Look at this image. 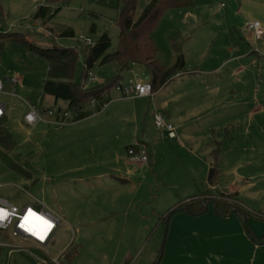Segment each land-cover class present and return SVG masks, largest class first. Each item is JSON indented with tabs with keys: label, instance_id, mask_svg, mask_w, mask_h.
<instances>
[{
	"label": "rangeland",
	"instance_id": "374dc122",
	"mask_svg": "<svg viewBox=\"0 0 264 264\" xmlns=\"http://www.w3.org/2000/svg\"><path fill=\"white\" fill-rule=\"evenodd\" d=\"M49 1L0 0V27L11 32L26 33L32 42L42 47L51 45V37L45 36L51 33L56 37V44L79 51L84 47L77 41L79 35L96 41L101 34L107 33L111 40L109 51L116 48L118 28L115 18L121 0H68L63 5L62 0H56L58 2L53 5L58 4L61 8L44 25L34 19V13L38 6ZM192 1L193 4L188 7L168 8L152 31L158 47L157 58L167 67L176 63L177 49L183 55L186 68L203 63L198 58L200 50L212 52L216 64L230 56L227 47L231 40H226V35H235L231 13L234 10L233 1ZM147 3L148 0H137L135 19ZM92 25L95 32L90 30ZM68 29L73 31V37H59L61 32ZM244 46L249 56L242 64L249 74L246 77L233 73L229 81L238 79L241 83L244 80L246 85L242 87L240 96L249 98L251 92L257 90L259 79L264 80V57L258 56L257 51L250 54L262 49L260 42L253 46L250 39ZM236 54L240 56L241 53ZM84 57V51L79 52L75 82L88 87L117 75L114 62L96 63L91 69L96 81H84ZM210 61L208 59V65ZM46 67L47 63L42 57L13 43L5 42L0 49V78L20 77L19 96L33 104L42 103ZM128 70L123 71V80L129 74L132 78L129 80L149 84L148 72L136 68H130L131 72ZM226 71V68L222 70L223 73ZM226 84L231 87L230 82ZM263 84L264 81L260 85ZM259 96L261 102L258 106H264V96ZM21 101L0 94V103L6 106L5 125L14 142L12 150L0 149V197L20 206L32 203L37 209L43 204L59 211L63 219L53 239L45 247L0 230V245L3 246L0 264H132L136 257L153 254L150 244L158 219L155 212L165 209L170 203V195H177L172 186H178L179 191H193L194 185L196 191L195 181H202L207 173L204 164L206 153L198 149L195 157L190 152L193 142L183 130H177V137L168 140L165 133L158 129L161 127L153 124V114L145 117L143 113L138 138L131 141L126 139L131 129L125 124L128 122L107 119V115H99L102 111H96L91 106L86 108L90 114L88 119L75 122L71 113L69 122L61 128L43 123L35 127L27 126L23 122ZM246 102L248 99L239 104L240 111L250 106ZM153 104L154 99L150 108ZM57 106L66 110L67 102L59 99L52 106L53 110L57 111ZM249 124L250 119L247 122L244 120L241 127L234 128L233 134L236 136L232 140H235L236 147H224L225 153H237L240 159L228 166L229 176L225 178L227 181L238 176L254 177L255 188L264 191V164L259 161L264 156V151L260 149V141L264 138L261 135L259 140L253 138L252 141L251 133L256 132L254 128H257V124L253 121L251 128ZM194 129L198 132L197 128ZM144 130L146 133L156 131L162 134L157 136V141L150 140L155 158L153 165L148 164L146 169L133 171V186L119 185L121 181L117 178L122 171L117 173L115 168L118 166L117 170L120 169L122 157L127 156L126 148L139 143ZM246 130L250 133H246ZM186 131L193 132L191 127ZM206 139L203 134L200 144L207 142ZM248 156L252 158V163L246 162ZM9 160L22 167L30 166L33 179L29 180L11 169ZM112 180L117 182L112 183ZM222 181H225L224 178ZM70 243L77 245L78 252L68 260L63 252Z\"/></svg>",
	"mask_w": 264,
	"mask_h": 264
},
{
	"label": "crops",
	"instance_id": "0c3cea01",
	"mask_svg": "<svg viewBox=\"0 0 264 264\" xmlns=\"http://www.w3.org/2000/svg\"><path fill=\"white\" fill-rule=\"evenodd\" d=\"M232 1L234 6V10L231 12L234 19L232 28L235 35H226V40H231L230 46L227 47L230 56L223 58L219 64H216L215 57H213L215 55L212 52L205 51V49L200 50L198 58L203 63L197 64L193 68L184 66L176 72L179 75L173 74L161 87L152 91L150 95L122 97L114 87H111L106 94L107 105L105 108L98 110L99 112L102 111L99 115H107V119L124 123L128 122L125 124H128L131 129L126 139L131 141L138 138L140 119L143 113L145 112L144 116L147 117L160 112L165 121L172 124L174 129V136H169L167 129L158 128L160 132L165 133L168 140H174L177 137L176 131L183 130L194 145L190 152L195 157L198 149L206 153V162L204 164L205 170L207 167V173L205 178L202 181H195L196 191L194 185L193 191H179L178 186H172L177 195H170L172 196L170 197V203L164 207L165 209L155 212L158 219L154 226V235L152 234L153 239H151L150 244V252L152 251L153 254L142 256L141 258L136 257L132 264H152L160 251L156 264H264V241H256L250 237L241 216L235 211L219 213L215 210L212 203L208 202V207L203 213L191 214L179 208L170 213L167 219L165 218V215L185 198L200 194L199 185L201 183L206 184L208 169L213 160H216L219 177L215 186L211 188L206 186L204 190L213 192L212 195H217L220 192L231 193L233 200L250 212L264 213V191L255 188L254 177L242 178L238 176L236 179L227 181L225 178V176H229L227 172L228 166L240 160L237 153L224 152L225 145L236 147L235 140H232L236 136L233 134L234 128L239 125L241 127L244 120L247 122L250 119V128L253 121L257 124V128H254L256 132L251 133L253 136L252 141L254 140L253 138L259 140L261 135L264 138V106H258L261 102L259 95L264 96V84L260 85L264 80L258 82L257 90L254 91L255 93L251 92L249 98L240 96L242 87L246 85L244 80L241 83H239L238 79L229 81L233 73L235 75L243 74L246 77L249 74V70L244 68L245 66L242 64L249 56L246 55L244 43L249 42L250 39L253 40V38L251 33L246 31L245 25L247 21L257 20L264 26V0ZM258 42L262 45V49L259 50L262 55L257 52L258 56L264 57V38ZM194 48L196 49L195 45ZM234 52L235 55L233 54ZM238 52L241 53L240 56H237L236 53ZM252 53H256V51H251L250 54ZM208 59L211 60L209 65ZM130 68L131 70L136 68V70L148 72L146 67L141 64H131L128 70L131 72ZM225 68L227 71L223 73L222 70ZM122 73L120 78L122 81L125 82L132 79L128 74L126 75L127 78L123 80ZM18 78L19 83L15 86V94L12 93L13 87L9 81H5L4 92L0 94L22 99L21 106L25 113L27 105L24 100L28 99H23L19 96L18 88L21 85V78ZM228 82H230L231 87L226 84ZM238 90L239 92H237ZM153 99L154 104L151 109L150 106ZM247 99L248 102L246 103L250 106L245 111H240L239 104L244 103ZM28 101L31 102L30 100ZM41 102L38 105L43 110L51 109L53 105L58 103V100H55L51 95L43 93ZM0 107L4 108L2 117L4 119L6 117V106L0 103ZM57 107L58 109H63L60 106ZM89 115L75 120V122L88 119ZM42 117L44 120L36 125L43 123L54 126L51 123L55 118L54 115L43 111ZM189 127L192 128L193 132L186 131V128ZM194 127L198 129V132ZM246 131V133H250L249 130ZM203 134L206 135L207 142L203 141L200 144V137ZM158 135L162 136L161 133L157 134L156 131L146 133V130H144L141 134V140L138 141L148 148L150 159L147 163L133 162L128 155L122 157L121 170H117L118 166L115 168L117 173L122 171L120 177L117 178L121 181L119 185L126 186L131 184L133 186L131 182L133 171L146 169L148 164L153 165L155 158L153 144L151 145L150 140L153 142L154 140L157 141ZM197 138L199 139L198 142L196 141ZM260 149L264 151V139L260 141ZM214 151L215 156H212ZM259 161L264 164V156ZM246 162L252 163V158L248 156ZM223 178L225 181H222ZM111 182L116 183L117 181L112 180ZM27 204L33 206L32 203ZM49 209L63 219L59 211L52 208ZM69 210L71 209L69 208ZM247 225L254 237L260 238L264 234V222L259 218L248 216ZM161 240L162 246L159 247Z\"/></svg>",
	"mask_w": 264,
	"mask_h": 264
},
{
	"label": "trees",
	"instance_id": "16d2710c",
	"mask_svg": "<svg viewBox=\"0 0 264 264\" xmlns=\"http://www.w3.org/2000/svg\"><path fill=\"white\" fill-rule=\"evenodd\" d=\"M66 1L68 0H62L61 4L63 5ZM55 2L58 1L50 0L49 3L38 6L34 13V19L41 21L45 25L61 8L58 4V6H54ZM192 4V0H148L140 16L135 19L137 0H121L115 18V24L118 28L116 48L109 51L111 40L107 33L101 34L93 46L83 45L84 47L82 48L85 55L83 61V79L86 76V66L92 69L96 63L102 65L109 62H114L117 66V75L112 79H107L93 86L85 87L83 84L74 81L75 65L79 52L82 51L73 47H64L56 44L54 39L56 37L53 34L51 36V45L49 47H42L32 42L26 33L11 32L0 27V49H2L5 42H10L26 49L33 55L42 57L47 63L45 78L43 80V93L53 96L55 100L61 99L66 101L67 110L73 114V120H78L88 115L89 112L85 108L90 106L89 101L91 99H95L98 104L108 102L107 91L122 81L120 79L121 73L128 69L131 64H141L146 67L151 91L157 90L173 74L184 67L183 55L178 49L175 50L177 56L176 63L171 67H167L157 58L158 47L152 36V31L156 27L161 15L168 8L180 9ZM90 30L95 32V26L92 25ZM60 36L73 37L74 35L73 31L68 29L61 32ZM5 122V118L0 119V149L12 150L14 142L6 128ZM212 156H215V151L212 153ZM9 167L29 180L34 177L30 166L22 167L10 161ZM218 177L219 171L216 160H213L208 169L205 180L206 184L201 183L199 185L200 194L185 198L175 208L170 210L165 215V218L167 219L170 213L179 208L191 214L203 213L208 207L207 203L211 202L219 213H228L232 208H235V212L241 216L250 237L256 241H264V234L260 238L254 237L247 225L248 216H254L264 222V213L250 212L234 201L231 193L220 192L212 196L208 194H213V192L204 190L206 186L207 188L215 186ZM203 198H206L207 203L202 200ZM2 251L3 246L0 245V256ZM77 252V245L70 243L63 253H65V258L70 260ZM160 252L152 264H156Z\"/></svg>",
	"mask_w": 264,
	"mask_h": 264
},
{
	"label": "built area",
	"instance_id": "2783aa9c",
	"mask_svg": "<svg viewBox=\"0 0 264 264\" xmlns=\"http://www.w3.org/2000/svg\"><path fill=\"white\" fill-rule=\"evenodd\" d=\"M245 29L247 32H250L253 38V45L257 43V41L264 38V26L257 20L247 21L245 25ZM51 37V33L49 35H45ZM77 41L85 46H93L95 41H93L90 37L86 35H79L77 37ZM257 49V48H256ZM259 54V50H255ZM262 55V54H260ZM86 76L85 79H88L90 82L94 83L96 81L95 76L93 75L91 68L86 66L85 68ZM177 74V73H175ZM179 75V74H177ZM85 79H83L85 81ZM262 79H259L261 81ZM5 81H9L12 84V93L15 94V86L19 83V78L17 76L9 77V78H0V93L4 92ZM83 84V83H82ZM85 86V84H83ZM86 87V86H85ZM114 89L122 96V97H139V96H148L151 94V86L150 84L143 83L141 81H131L128 83H123L122 81L118 82ZM27 105V111L23 115V122L27 126H35L38 122L43 121L42 112L45 111L47 114L54 115L55 118L51 122L55 127L59 128L66 125L70 120L71 112L69 110L58 109L57 111L53 109H41L38 104H33L28 100H24ZM89 105L94 110H100L105 108L107 102H102L100 104L97 103L95 99H91L89 101ZM4 115V108L0 107V119H2ZM153 122L155 125L167 129L169 132V136H174L173 127L170 123H167L160 112H156L153 115ZM127 155L129 159L133 162H142L147 163L150 159L149 151L147 146L136 143L134 145H130L127 147ZM27 208L34 210L40 217H43L44 220H47L51 223V228L47 230L44 234V239L40 238V235H36L28 228H24L20 221L22 217L26 214ZM0 210L6 214L5 218L0 219V230H4L11 236H20L26 239H29L40 246H46L51 242L55 231L61 224V217L54 211L47 208L45 205L41 204V206L37 209L34 208L31 204H24L22 206L15 204L14 202H10L7 199L0 197ZM42 232L43 229L39 228ZM44 232V231H43ZM33 235H35L33 237Z\"/></svg>",
	"mask_w": 264,
	"mask_h": 264
},
{
	"label": "bare ground",
	"instance_id": "6f19581e",
	"mask_svg": "<svg viewBox=\"0 0 264 264\" xmlns=\"http://www.w3.org/2000/svg\"><path fill=\"white\" fill-rule=\"evenodd\" d=\"M40 215L37 214L34 210L27 208L26 214L22 217L20 223L24 228H28L36 235H44L49 228H46V226L43 224V222L40 220ZM43 229L42 232L40 229ZM44 231V232H43ZM35 235H33L34 237Z\"/></svg>",
	"mask_w": 264,
	"mask_h": 264
},
{
	"label": "snow or ice",
	"instance_id": "6c2138e0",
	"mask_svg": "<svg viewBox=\"0 0 264 264\" xmlns=\"http://www.w3.org/2000/svg\"><path fill=\"white\" fill-rule=\"evenodd\" d=\"M5 215L6 214L3 212V210H0V219L5 218ZM40 220L43 222V224L46 226V228H51L52 225H51V223L49 221L44 220L43 217H41ZM40 238L44 239V235H41Z\"/></svg>",
	"mask_w": 264,
	"mask_h": 264
},
{
	"label": "water",
	"instance_id": "95a60500",
	"mask_svg": "<svg viewBox=\"0 0 264 264\" xmlns=\"http://www.w3.org/2000/svg\"><path fill=\"white\" fill-rule=\"evenodd\" d=\"M202 200H203L204 202H206V203H207V200H206V198H203ZM28 205H30V204H28ZM214 208H215V207H214ZM233 211H236V209H235V208H232V209H231V212H233Z\"/></svg>",
	"mask_w": 264,
	"mask_h": 264
}]
</instances>
